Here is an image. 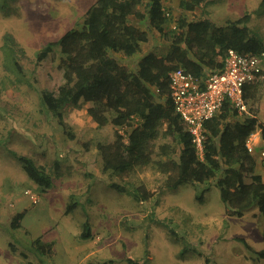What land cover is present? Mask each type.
<instances>
[{
    "label": "rangeland",
    "instance_id": "rangeland-1",
    "mask_svg": "<svg viewBox=\"0 0 264 264\" xmlns=\"http://www.w3.org/2000/svg\"><path fill=\"white\" fill-rule=\"evenodd\" d=\"M95 1L11 0L10 14L0 10V264H86L94 259L98 264H264L255 254L264 247V219L257 207L241 218L228 216L215 181L200 202L197 195L207 186L166 188L167 176L157 166L138 168L121 181L104 170L98 145L112 142L117 131L127 133L135 122L130 127H102L88 112L94 104L82 100L66 106L61 119L48 109L44 95L56 94L65 81L62 55L58 47L41 62L38 55L67 31L81 28ZM181 1L164 0L167 37L151 27L148 18L131 17V25L148 32V42L133 57L112 56L136 69L148 54L165 55L183 17L225 27L250 14L249 27L264 39V14L257 12L262 0H205L195 11L186 10ZM141 10L145 12V6ZM6 34L12 35L15 52L4 51ZM247 87L250 114L239 113L231 121L256 115L263 122L264 73ZM248 143L254 147L256 173L264 179L261 136H250ZM163 144L179 153L178 141L161 137L155 161L166 159L159 149ZM18 156L52 173V188L44 191L32 181ZM116 183L126 185V192L112 186ZM140 185L153 192L151 200L135 199ZM23 210L27 214L21 228H12L14 215ZM87 222L92 237L84 240ZM46 243L54 244L55 254L43 252Z\"/></svg>",
    "mask_w": 264,
    "mask_h": 264
},
{
    "label": "trees",
    "instance_id": "trees-1",
    "mask_svg": "<svg viewBox=\"0 0 264 264\" xmlns=\"http://www.w3.org/2000/svg\"><path fill=\"white\" fill-rule=\"evenodd\" d=\"M204 2L182 0L181 6L195 11ZM10 5L11 0H0V10L4 14H10ZM141 6H145V12ZM257 12L264 14V0ZM131 17L148 18L150 26L167 37L165 27L169 18L164 0H96L85 13L81 28L67 31L42 49L38 55L40 62L58 47L64 70L65 81L58 92L44 95L48 109L61 119L66 106L82 100L94 104L88 112L102 127H130L135 122L127 133L117 131L112 142L98 145L104 170L114 173L119 180L126 181L138 168L157 166L167 176L166 188L177 189L186 184L207 186L215 181L226 215L241 218L257 207L264 219V179L256 173V159L248 146L249 137L258 130L264 142V122L256 115L231 121L239 112L226 102L221 113L205 123L206 140L200 155L187 122L176 111L171 98V74L177 70L205 78L224 66L229 50L244 56L264 54L263 37L248 25L251 15L229 21L225 27L217 26L209 19L188 21L183 17L170 37L169 51L162 56L148 54L142 57L136 69L112 56L133 57L141 51L142 44L148 42V32L131 25ZM13 46L12 35L6 34L4 51L15 52ZM15 67L22 73L19 62L16 61ZM248 88H245L247 101L252 97ZM161 137L178 141L181 146L177 156L175 149L163 144L159 149L166 159L154 160L156 141ZM17 158L29 178L42 190L52 188V173L26 156ZM247 177L251 179L249 182ZM112 186L119 192L127 190L126 185L116 183ZM208 189L205 187L197 195L198 201H204ZM133 195L138 201H149L153 192L140 185ZM73 209L74 205L68 207L67 213ZM26 214V210L15 214L12 228H21ZM81 237L84 240L92 237L88 222ZM39 239L35 245L39 244ZM241 241L251 250L245 240ZM53 247V243L41 245L48 255L55 254ZM255 254L264 260V247Z\"/></svg>",
    "mask_w": 264,
    "mask_h": 264
},
{
    "label": "built area",
    "instance_id": "built-area-1",
    "mask_svg": "<svg viewBox=\"0 0 264 264\" xmlns=\"http://www.w3.org/2000/svg\"><path fill=\"white\" fill-rule=\"evenodd\" d=\"M263 57L264 54L244 56L229 50L224 66L205 78H197L183 70L171 74L172 101L187 122L200 155L206 140L205 123L219 115L226 102L240 114H250L245 88L253 82L255 75V80L263 75ZM249 148L253 150L251 146Z\"/></svg>",
    "mask_w": 264,
    "mask_h": 264
},
{
    "label": "crops",
    "instance_id": "crops-1",
    "mask_svg": "<svg viewBox=\"0 0 264 264\" xmlns=\"http://www.w3.org/2000/svg\"><path fill=\"white\" fill-rule=\"evenodd\" d=\"M264 122V121H263ZM255 135L257 136H261V133H260V131L258 130V131H256L255 132ZM252 138V137H251ZM262 140V139H261ZM263 142V141H262ZM264 143V142H263ZM249 146H251L252 147V145H251V143H249ZM254 147H252V149H253ZM56 253V252H55ZM89 256V255H88ZM98 263H100L99 261H97V260H91L90 262H86V264H98Z\"/></svg>",
    "mask_w": 264,
    "mask_h": 264
}]
</instances>
